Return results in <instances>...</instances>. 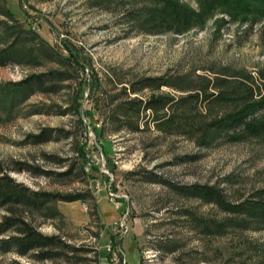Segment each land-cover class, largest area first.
Segmentation results:
<instances>
[{
  "label": "rangeland",
  "instance_id": "rangeland-1",
  "mask_svg": "<svg viewBox=\"0 0 264 264\" xmlns=\"http://www.w3.org/2000/svg\"><path fill=\"white\" fill-rule=\"evenodd\" d=\"M172 1L202 14V26L162 24L164 0H0V50L24 57L0 64V171L32 189L85 195L57 201L61 215L37 223L89 249L45 260L0 252V264H264L263 221L183 190L213 185L229 204L264 199V136L201 144L191 126L203 124L207 101L190 103V124L166 131L156 122L170 107L122 108L145 77L214 71L228 87L256 89L264 0ZM39 74L46 91L16 85ZM151 93L185 94L162 85L138 96ZM43 128L51 137L32 142Z\"/></svg>",
  "mask_w": 264,
  "mask_h": 264
},
{
  "label": "trees",
  "instance_id": "trees-1",
  "mask_svg": "<svg viewBox=\"0 0 264 264\" xmlns=\"http://www.w3.org/2000/svg\"><path fill=\"white\" fill-rule=\"evenodd\" d=\"M207 3L231 2L235 5H243L241 0H206ZM165 7L159 11L164 15H169V20L160 18L162 24L184 25V27L175 29L181 32L191 26H202L204 22L203 15L183 7L182 4L172 0H164ZM207 5V4H206ZM209 6V5H207ZM210 7V6H209ZM152 8V7H151ZM204 7L202 6V10ZM206 7L204 12L206 13ZM178 10L182 11V15ZM157 9L153 8L150 13L152 17ZM12 47L0 50V64L8 61L16 63L21 62L24 57H18ZM67 60L74 61L75 54L67 50L65 56ZM77 60V59H75ZM240 74V73H239ZM225 75V73H224ZM238 75V74H236ZM46 76V75H45ZM44 74L30 75L18 83V86H26L34 83L40 90L46 91L44 85L47 79ZM190 75L166 77H145L130 83L128 89L133 97H129L122 108L127 112L131 110L153 109L155 111L168 109L171 112L159 117L156 127L159 130L166 131L177 124V120L191 123L190 103L196 101H207L208 111L199 118H205L203 124L191 126L192 132L197 134L198 139L203 145H211L217 142H237L244 138L264 136V75L262 83L252 87L247 81H242L237 87H228L224 82H228L225 77H220L217 73L213 75L196 74L194 79L190 80ZM220 77V78H219ZM252 80V77L247 76ZM137 85V86H136ZM170 86L171 88L183 92L179 96L171 97L168 95H159L151 93L143 99L138 96L144 88H149L151 92L160 86ZM51 88V87H50ZM231 101V105H225ZM182 110L181 113H178ZM189 116H188V115ZM187 115V116H185ZM119 119L117 115L110 116L109 119ZM201 121V120H200ZM198 124L199 122L196 121ZM130 130H141L138 125H129ZM52 128H43L39 133L30 135L32 142L39 143L51 137ZM103 128L100 129L102 133ZM20 169L22 167H19ZM29 168V167H28ZM42 174L48 171L42 170ZM186 190L192 196L198 197L206 202H215L227 211L243 212L258 218L264 222V199H253L238 204L226 203L223 194L219 188L208 184H194ZM82 193H58L41 189H32L29 186L17 181L7 172L0 171V252L13 251L17 255H28L39 260L53 259L55 257H71L74 252H88L85 247H73L64 241L58 234L43 233L37 220H42L56 215H61L56 208L57 201H74L85 199ZM39 216V217H37ZM42 222V221H39ZM69 254V255H68Z\"/></svg>",
  "mask_w": 264,
  "mask_h": 264
},
{
  "label": "built area",
  "instance_id": "built-area-1",
  "mask_svg": "<svg viewBox=\"0 0 264 264\" xmlns=\"http://www.w3.org/2000/svg\"><path fill=\"white\" fill-rule=\"evenodd\" d=\"M109 247V246H108Z\"/></svg>",
  "mask_w": 264,
  "mask_h": 264
}]
</instances>
